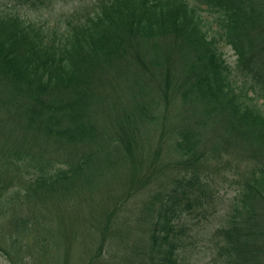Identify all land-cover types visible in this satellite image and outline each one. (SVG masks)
Listing matches in <instances>:
<instances>
[{
	"label": "trees",
	"instance_id": "obj_1",
	"mask_svg": "<svg viewBox=\"0 0 264 264\" xmlns=\"http://www.w3.org/2000/svg\"><path fill=\"white\" fill-rule=\"evenodd\" d=\"M192 1L217 15L216 37L189 0H98L59 30L0 11V253L9 264H182L184 217L208 218L210 165L223 156L236 194L213 234L214 264H264V113L231 80L237 72L264 85V0ZM174 103V160L142 174L161 153H140L134 135L147 124L166 133ZM109 156L114 175L104 178L97 162ZM131 216L146 221L135 235Z\"/></svg>",
	"mask_w": 264,
	"mask_h": 264
},
{
	"label": "rangeland",
	"instance_id": "obj_2",
	"mask_svg": "<svg viewBox=\"0 0 264 264\" xmlns=\"http://www.w3.org/2000/svg\"><path fill=\"white\" fill-rule=\"evenodd\" d=\"M98 0H54L51 4H47V2L43 3H36L35 6H31L30 4H24V5H14L10 2V0H0V11H11L19 15L20 17L24 18L27 21H34L37 24H40L44 27V29H55L59 30L61 28H65L64 25L66 23V20L69 19L71 15L74 13H78L80 15H85L88 11H90L94 4ZM189 5L192 7H196V9L199 11V14L201 17H203L204 20V28L208 31V35L214 36V32L217 28L215 25V19L217 15L212 11L211 9L206 8L205 5L198 6L199 4L190 1ZM83 17V16H81ZM214 34V35H213ZM216 37V36H214ZM219 49L223 53V57L225 58L227 64L230 66V68H234L236 64V55L234 54L233 50L230 48V46L225 45L224 43H219ZM231 80L234 83V89L240 93V91H243L241 94L244 98V100L248 101V98H254L252 102H250L252 105H255L256 108L264 113V85L262 82H257L251 77H246L242 73H232L231 74ZM162 110V107H161ZM118 112L122 113V107H119ZM168 119L166 120L167 124H171L169 128H167L166 133L164 132V129L162 130V136L159 133L157 129H152L149 133L147 131L148 124L144 126L143 128H140L136 134L132 132L134 135V138L137 140L138 144L136 149L139 150V152L147 154V157L152 156V154L155 151L160 150V157L159 160L156 162V164L153 167L145 168L142 171L145 175H149L152 170L155 171V169H162L164 167H168L173 162L174 158L172 156V148L169 144L168 139V131L173 128L175 125V121L179 122L180 116L177 111L176 104H171L167 106ZM114 115H117L115 113ZM104 121L108 122L109 117L104 116L101 117V125H104ZM160 122V121H159ZM159 125V124H158ZM1 139V137H0ZM118 155V153H117ZM106 157V156H105ZM110 157V158H109ZM106 158L108 163H105V161L98 160L97 165L99 166V169L102 171V175L104 178H113V170L112 168L113 163H109L110 161H114L116 159L115 156H109ZM231 160L230 157L223 156L220 160L214 161L211 163L210 168L212 167L211 173H210V179L212 181L211 186H214L217 190L215 191L213 197H214V208H210L208 210V218L205 220H201L203 218H200V220L192 218L191 216L186 215L184 219L186 220V228L184 230V233L186 234V240H187V246L183 253V262L182 264H214L215 263V254H214V244L212 241L213 234L215 230L222 225L224 220L226 219V214L230 210V204L236 194L235 186L231 182V178L228 175L224 176V165L226 161ZM147 161V160H145ZM230 162V161H229ZM122 166V165H121ZM164 166V167H163ZM123 167V166H122ZM222 167L220 171H217V168ZM123 169V168H122ZM120 170L123 174V177H125L124 180H122L120 183L123 185H117L120 188L115 189L113 192L114 194L123 193L124 189H126V185H128V178L129 174L131 173V169H125ZM119 171V172H120ZM164 171V170H163ZM125 172V173H124ZM126 174V176H125ZM121 174H118L117 177H119ZM102 193L105 197H108V188L105 186L102 189ZM108 193V194H107ZM100 195V194H99ZM132 200H129L128 203L133 204V206L138 208L140 206V200L139 197L131 198ZM72 205V204H71ZM69 204V206H71ZM98 207H102L101 203H98ZM45 208H47V205H45ZM137 212L140 214V211L137 210ZM128 221V220H126ZM129 226L130 229L134 230L133 233L138 234L140 233V230H136L139 226L141 229L144 226L142 217L139 221L138 219H135L134 216L129 217ZM127 222V223H128ZM142 230V229H141ZM142 232V231H141ZM44 254V253H42ZM0 264H9L8 261L5 259V257L0 253ZM43 263V260L41 262Z\"/></svg>",
	"mask_w": 264,
	"mask_h": 264
}]
</instances>
